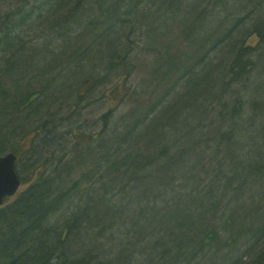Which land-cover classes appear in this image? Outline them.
I'll list each match as a JSON object with an SVG mask.
<instances>
[{
    "label": "trees",
    "instance_id": "1",
    "mask_svg": "<svg viewBox=\"0 0 264 264\" xmlns=\"http://www.w3.org/2000/svg\"><path fill=\"white\" fill-rule=\"evenodd\" d=\"M108 1L110 0H77L75 4L74 0H0V155L14 151L18 158L24 157L26 150L31 153L35 150L38 146L36 140L43 133H46L45 138L55 133V127L61 124L62 119L65 121L64 116L70 114L71 110L58 118L51 106L52 102L50 104L44 102L52 99L61 102L67 99L66 95L57 93V96L50 97L46 92L52 91V88L56 90V83H68L67 89L73 90L86 75L83 67L88 61H92L88 55L97 48H100L98 52L95 51L97 54L100 55L105 51L112 56L116 51L115 45L113 44L108 51L110 45L106 39L110 35L119 38L127 33V24L133 22L130 15L127 17L130 14L129 9L134 10L135 7L138 10L139 5L147 0H111L116 6H112L114 4H109ZM228 1L200 0L199 2L197 0L195 3L197 7L193 8L194 13L188 24L189 27L192 24L194 28H185V24L177 21L178 16L184 15L183 10H179L181 0L173 4V6L177 5L176 11H169L164 17L165 19L172 17L170 22L166 20L170 27H173L172 24L180 27L177 29V38L171 41L173 44L169 42L164 48L154 46L152 50L146 52L155 58L151 60L155 67L150 73L154 77V80H150V93H155L159 87H167L165 84L169 83L171 86L165 93L169 94L172 100L165 101L166 98H162L157 103L147 104L149 110L139 115L142 120L135 116L131 117L127 130L116 133L118 140L112 138L106 142V137L110 136L111 131L108 125L110 116L108 113L104 116L103 133L99 131L92 136L75 131L76 127L72 128V133L76 135L74 142L77 147H85L81 155L83 159L88 157V163H95L94 161L98 160L97 165L104 168L101 174L93 177V185L87 182L86 186L82 187L79 185L80 179L61 178L64 173L70 172V168L62 165L67 154L55 153L53 150L57 158H48V156L44 159L41 156L39 159H34L33 171L22 177L23 182L29 180V185L0 206V264H113L99 258L93 252L78 257L71 256L68 250L60 248V245H53L51 240L57 238L61 241V237L66 233L67 242L72 234L81 232L83 227L81 222L84 219L89 226L95 225L96 228L101 227L102 232H108L119 220L124 222L132 217L133 213L129 212L131 207L144 209H141L143 212L138 216V218L141 216V219L137 225L143 223L146 226L141 230L142 237L145 236L146 240L141 239L140 246H132L136 239L132 243L129 241L133 239L135 232H130L129 226H133V223L125 224L126 233L119 241H123L125 247L130 248L126 257L131 259L134 255L133 250L137 251V248L140 249L143 244L150 241V236L152 238L157 236L154 241L158 244H154L153 249H159L160 256H170L171 248L159 244L162 242L163 234L156 233L158 228L155 227V224L159 228L164 226L159 221L161 213L157 206L169 198L172 202L177 198L178 204L183 200L188 202L187 205H192L191 203L195 201L197 205H201L202 211L205 207L211 209L207 214L204 210L199 221L178 214L172 218L176 221H173V226L169 227V230L167 227L162 229L167 238L174 239L172 242L175 243L178 253L174 261L178 264H192L197 252L223 250L221 248L226 246L229 249V246H232L231 241L235 242L233 244L235 249L239 248L233 238L222 239L224 229L221 221H225L226 230L233 221L237 220L236 212H231L232 209L228 208L231 213L225 215V211L222 213L223 211L218 210L217 204L212 206L214 203L212 200L211 204L207 201L219 188L227 189L235 183L233 182L235 177H231L234 174L224 171V166L237 163L236 167L238 164L243 167L250 159L244 149L250 146L254 148L252 157H260L261 153L264 154V150L257 147V143L261 142L264 149V134L257 133V130L253 133L255 129L251 128L248 131L242 130L236 134V146L232 145L231 151L223 149L224 144H218L220 149L209 153L210 148L206 141H210L212 135L206 133V129H210L212 123H217V120L225 116L224 111L228 109L231 122L243 117L248 119L249 124L255 122L254 128L257 120H261L262 115L264 116V106L256 101L257 97L264 96L262 86L264 80H261L264 78V73L261 76L256 73L264 72V21L257 19L255 24L248 26L247 24L253 21V17L247 15V20L238 19V22H242L241 28L227 30L225 28L228 23L225 17L224 20H215V24L217 23L215 28L218 29L211 32L210 38L199 40V33H203L206 25L209 24L205 21V17L211 15V19H216L221 13H227ZM245 1L248 3L238 6L239 9L256 2L259 10L261 8L259 3L264 0ZM154 3L156 2L150 0L144 8L150 9ZM261 17H264V8ZM170 27L166 30L170 32L169 36L176 30ZM147 29L145 33L149 38L148 35L156 28ZM253 29L260 36V41L256 45L250 44L253 37L249 39ZM109 31L113 33L109 35ZM103 36L104 42L101 41ZM223 39L226 40L221 42ZM71 40L79 43V49L74 50L70 47ZM102 44L104 45L101 46ZM172 50H175L174 54L170 53ZM78 53L86 54L78 58ZM111 65L110 61L109 66ZM93 66H97V63H93ZM144 66L147 67L145 64ZM252 72L256 75L251 81ZM177 88L183 90L181 93L187 92L186 96L188 95L190 100H196L192 101L196 106L190 107L196 110L199 106L202 111H207L206 116L202 114L203 117L200 119H204V122L195 119L193 125L190 123L175 125L174 118L181 111L179 104L174 102V92L176 91L175 94L178 92L175 90ZM198 88H202V91L198 92ZM243 94L248 95L244 104ZM163 100L161 104L160 101ZM201 110L197 109V111ZM184 113L186 115V111ZM149 114H152V118H149ZM162 120L171 123L166 125ZM197 124H201L200 129L195 127ZM27 130L31 131L26 134ZM233 132L225 131L222 137L229 139L234 135ZM16 134L23 138L22 145L15 148L4 144L9 137L15 140ZM245 134H248L247 141L241 143L246 137ZM137 143L141 146H137ZM130 144H134L135 147L128 148ZM179 147H183V150L176 154ZM220 150H226V156L233 158L226 159L227 162L223 166L221 163L224 160L222 162L216 160ZM171 165L178 168L183 180H175L178 175L173 173ZM212 167L216 169L215 175H211ZM61 168H63L62 172L58 174ZM184 169H190L191 172L186 175L182 172ZM255 172L258 183L263 186L264 166H255ZM164 173H167L166 179H158V176ZM212 177L214 179H211ZM70 180L77 182L74 189ZM187 180H189L188 185ZM186 186L189 187L188 190H185ZM163 195L172 196L163 197ZM125 198L126 200L123 201ZM249 199L252 197L250 196ZM93 204L100 207V216L96 214L94 218L90 216L86 219L91 213ZM146 205L148 208L145 207ZM70 207L71 209L74 207L73 212L63 214L64 226L52 222V218L59 211L64 212ZM125 211L129 213L127 216H124ZM177 211L180 212V208ZM151 215L156 219V221L153 219L152 223L148 219H151ZM146 220H149V223H146ZM198 224L202 230L197 227ZM220 240L228 242V245L224 246ZM191 242L195 243V246L194 251L189 252L192 250ZM117 245L116 243L114 247H118ZM253 252L255 251L251 247L242 253L221 252L220 261L221 264H264V250L256 251L254 254ZM164 264L170 263L164 261Z\"/></svg>",
    "mask_w": 264,
    "mask_h": 264
},
{
    "label": "rangeland",
    "instance_id": "2",
    "mask_svg": "<svg viewBox=\"0 0 264 264\" xmlns=\"http://www.w3.org/2000/svg\"><path fill=\"white\" fill-rule=\"evenodd\" d=\"M147 1L149 2L150 0ZM147 1L141 3L139 5L140 9L138 10L135 7L134 10L129 9L130 14H128L127 17H129L130 15L131 20L133 22H130L131 24H127L128 27L127 33L122 34L118 38L110 35L113 33L112 31L108 32V34L110 35L108 36V39H106V42H108V45H110L108 46V51H110V49L113 47V44L115 45V49H116V51L113 53L112 56L109 52H105V51H102L100 55L97 54L96 53L98 52L97 50L100 49L97 48V50H95L96 52L94 51L95 54L93 52L92 54L88 55L89 57L87 56L88 58L92 59V61H88L90 63L88 62L85 63L83 69L86 72V75L84 76L82 81L75 86L73 90L67 89L68 83L66 84L56 83L55 84L56 90H53L52 88V91L50 90L46 92V95L50 97H53L57 93L64 96L66 95L65 97L67 99L61 102L58 100L55 101V99H52V101L46 100L44 102L45 104L46 103L50 104L52 102L51 106L54 109V111L57 113L58 118L64 115V113L67 112L68 110H71V112L66 117L64 116L65 121H63V119L61 118L62 119L61 125L59 124L61 127L59 128L58 126L57 128L59 129H55L54 131L55 133H53V135L45 138L44 135L46 133H43L41 137L38 140H36V143L38 141V146H36L35 150L32 153L26 150V152L24 153V157L22 156L18 158V171L20 172L22 177L26 176L28 172L30 173L33 171L32 164L35 163L34 159L36 158L39 159V157L41 156H43L44 159L47 158L48 156H49L48 158H52V157L57 158L56 154H54L53 151L55 149L58 150V151L55 150V153L67 154L65 160H68L73 165L70 167V172H66V174L64 173V175H62L61 177L62 179H64L65 177L67 178V180L69 178H73V176L71 175L77 171L80 172L79 178H81L85 174H90L89 176H92L91 178H93L97 174H101L104 168L101 167V165H97L96 162H98V160L94 161L95 163H90V162L88 163L87 160L88 157L83 159V156L81 155H82V150L85 149V147L84 146L77 147V145L74 142V140L76 139V135H74L72 132L67 133V135H65L64 134L65 130L70 128H71L70 130H73L72 128L76 127L77 129H75V131L85 132L88 135L94 136V134H97V132L99 131L100 133L102 132L105 126L104 116L108 113L110 115L108 125L111 131H110V136L106 137V142L110 141L112 138L114 140H118L116 137V133L125 132L127 130L126 128L129 125L128 121L131 117L133 116L137 117L143 113H146V111L144 110L145 108H147V104H150L151 101H148L149 97L145 95L144 91L151 90L150 80H154V77L152 74L150 75V73H152V69L153 67H155V65L151 63V60H153L154 57L152 55H148L146 50H152V47L154 46H156L157 48H164L166 44L169 42L173 44V42L171 41L177 38V34H178L177 29L180 28L177 26L175 27L173 24H172L173 27L169 26L168 22H170L169 20L172 17H167L166 19L164 18L165 16L168 15L169 11L170 12L173 10L176 11L177 5L173 6L176 0H153L156 3H154L153 7H151L150 9L149 7L144 8L145 6L148 5ZM198 1L200 2V0ZM75 2H77V0H74V3ZM108 2L109 4H114L112 1H108ZM196 2L197 0H183V1L181 0L180 2L179 10L180 9L183 10V14L185 15V17H183L184 15L178 16L177 21L185 24V28H194L192 24L190 25V27L188 24L190 19L192 18L194 9L197 7L196 6L197 4H195ZM245 2H246L245 0L244 1L229 0L227 3L228 4L227 13H221V16L216 17V19L215 18L211 19V15L210 17L206 16L205 21L209 24L211 23L212 24L211 25L205 24L206 27L203 30V33H199L198 39L203 41L204 39L210 38L211 32L218 29L215 28L217 26V23L215 24V20L218 21L220 19L224 20L225 17L227 18V23H228L227 27L225 28L227 30L229 28H241L242 22H238V19L239 18L246 19L248 18L247 15L249 17L250 16L253 17V21L250 24H247L248 26H250L251 24H255V21H257V19L264 21V17H261V12L262 9L264 8V1L259 3V5L261 6L259 10L257 9L256 2L253 5L252 4L248 5L246 8L242 7V9L241 8L239 9V7L241 5H244ZM85 3L89 4V2H85ZM247 3L248 2H246V4ZM90 5L91 4H89V6ZM168 8H170V10ZM209 9H211L210 6ZM162 18H164V20H162ZM166 20L168 22H166ZM145 26L147 28H156L155 31L152 32V34L148 35L149 38H147L146 33L148 29L145 28ZM169 27L176 28V30L172 32L173 35L170 36H169L170 32L168 31L166 32V30H169ZM251 32H253V34L249 37V39L251 37H253L254 39L250 42V44L256 45L257 42L260 41V36L258 35V32L257 33L255 32V29H253ZM162 36L164 37L162 38ZM104 40L105 37L103 36L101 41L104 42ZM225 40L226 39H223L221 42H224ZM196 42L197 40L194 41V43ZM103 45L104 44H102L101 46ZM174 52L175 50H172L170 53L174 54ZM84 54L86 53H78V58ZM110 61L112 62L111 66H109ZM93 63H97V66L94 67ZM144 64L147 67H145ZM261 80H264V78ZM165 85L167 87L162 86L159 87V89H156L157 92H160L159 95L160 98L156 97L157 100L162 98H166L165 101L168 99L172 100V97L169 96V94L167 95L165 93L166 89L171 85H169V83L168 84L166 83ZM129 86L131 87V89ZM262 86L264 87V84H262ZM175 90H177L178 92L176 94H175L176 91L174 92V97H175L174 102L179 104L181 109L180 114L178 113V115L174 118V120H176L174 121L176 126H179L180 124L188 125L189 123L193 125L194 121L200 120L201 117L206 116L207 111H202L199 106L196 108V110H194L193 107H190L194 105L193 102H195L196 100H190L189 99L190 97L188 98V95L186 96L187 92L181 93L183 90H181L180 88H177ZM200 91H202V88L201 89L198 88V92ZM136 93L137 95L134 97ZM243 95H244L243 96V104H244L246 102L245 100L247 99L248 95L246 94ZM80 97H82L81 103L78 104L77 102ZM47 99L50 100V98ZM256 101H258L262 106H264V96L257 97ZM163 102L164 100L160 101L161 104ZM72 103H74L75 105ZM159 106L160 105L158 104V107ZM198 108L202 112L197 111ZM184 111H186V115ZM227 112H229V109L224 111L225 116L223 115L221 119L217 120L216 121L217 123L214 124L212 123L210 129H206V133L212 135L209 138L210 141H206L208 142V146L210 148L208 150L209 153L210 151L211 152L215 151V149L219 150L220 147L218 148V144H224L225 146L222 148L228 149L227 150L228 152L231 151L232 145L236 146V134H239L240 132H242V130L248 131V129L251 128L252 130L255 129L253 133H255V131L257 130L258 131L257 133L264 134L263 115L261 120L260 119L257 120L258 122L256 123V126L254 128L255 122H253V124L252 123L249 124L248 119H245L243 117H238L237 120L231 122L229 116L230 113ZM149 115H150L149 118H152V114ZM187 117H189V120L191 118V121L187 120ZM200 121L204 122V119ZM170 123H167V121H165L166 125ZM205 124H203V126ZM200 125L201 124H197L195 127L200 129ZM192 128L190 130H192ZM214 130L218 132H215ZM225 131L226 133H228L229 131H234L233 132L234 135L231 136L229 139L223 138L222 136L223 134H225ZM245 136L246 137L241 141V143H245L247 141L246 138L248 137V134H245ZM103 137L105 136L103 135ZM42 138H44L45 141ZM103 139L105 141V138ZM182 148L179 147L178 150H176V154H178L180 151L182 152L183 150ZM253 149L254 148H252L251 146L249 148L244 149L245 153L247 154L246 156L250 159L244 163L243 167L239 166L241 164H238V167H236L235 165H237V163H232V164L229 163V165L226 166L225 165L227 162L226 159L229 158L230 160H232L233 158L226 156V150L219 151L216 160H220V162L224 160L221 163L222 166L225 165L224 171L231 172V174H234L231 177H235L236 181L234 180L233 182L235 183L232 184V186L228 187L227 189L225 187L219 188L216 193H213L212 195L209 196L210 200H208L207 202L211 204V200H212L214 202L212 206H214V204H217L219 206L218 210L220 212L223 211L222 213H224L225 211L226 212L225 215H229L231 212H236L235 217L237 218V220H235V222L233 221V223H231L229 225V228H227L226 230L224 223L225 221H221L222 229H224L222 233V237L224 239L227 238V240L231 238H233V240H236L239 246L238 248L239 253L240 252L242 253L248 250L249 247H251L252 250L255 251L253 252L254 254L256 253V251L264 250V185L262 186V184L258 183L257 176L255 174L256 173L255 166H259V165L264 166V156H263L264 154L261 153L260 157L257 156L252 157L254 153L252 152ZM75 156L77 157L75 158ZM79 157H81L82 159H79ZM62 169L63 168L59 170L58 174L62 172ZM212 170L213 172H211V175H215L216 169L214 170V168L212 167L211 171ZM182 172L187 175V173H190L191 170L184 169ZM219 173L221 174L222 172L220 171ZM166 174L167 173H164L161 176H158L159 177L158 179L165 180ZM211 179L214 178L212 177ZM211 179L209 178V180ZM80 181L81 182L79 185L82 187H85L86 186L85 182H88L83 178L80 179ZM216 181H218V179ZM188 184H189V180H187V185ZM28 185H29V180H26V182H23L21 190H23ZM166 196L171 197L172 195H166ZM166 196L163 195V197ZM250 196L252 197V199H249ZM126 198L123 199V201L126 200ZM128 200L130 201V197L128 198ZM172 203L173 202L169 198V200L160 202L159 204L160 206H157L159 213H161L159 217V221L160 223L162 222V224H164L163 228L167 227V230H169V227L173 226V221H176L175 219L174 220L172 219L174 217L175 211L177 212V214L181 215V217H184L183 215H185L187 216L188 219L194 218L195 221H199L200 216H203L202 214L204 210L206 214L211 210L209 207H205L204 210L202 211L201 205H197L195 201L192 203L190 202L192 205H187L188 202H185L184 205H179L178 202H175L174 205L171 206ZM92 206L93 207L91 208L90 211L91 213L88 217H86V219H89L90 216L91 218H94V215L96 216V214L99 215L100 207L94 204ZM145 207L148 208L147 205ZM73 208L74 207H72V209L71 207L66 208L64 212L59 211V213L52 218V222L57 223L59 226L62 225L64 226L63 214L65 212L66 214H71V212H73ZM131 208L132 209H129V212L133 213L132 217L124 222L119 220V222H116L115 227L108 232L107 231L102 232L101 231L102 228L101 227L96 228L95 225L89 226V223L87 224V222L84 219L81 222L83 224L81 232L79 231L80 229L78 230L79 233L73 232L74 233L72 234L73 236L69 237L68 241L66 242L65 241L66 233L63 235V231H61L63 235L61 237L62 238L61 241H63L62 244H59L61 243V241H59V239L57 238H56L57 240L56 239L51 240L52 244L60 245L61 246L60 248L68 250L71 256L75 255L78 257L81 256V254L84 253L88 254V252H93V254H97L99 258H103L105 259V261L113 262V264H164V261H167L170 264H178L177 261H174L175 256L178 254L176 252L177 247L175 246V243L172 242L174 239L167 238L166 233H164V230L162 231L163 228L162 227L159 228L157 224H155L156 226L154 225L156 228H158L156 233L162 232L163 234L161 237L162 242L159 241L158 242L159 244L161 243L162 246L167 245L166 247H169V249L171 248L172 254H170V256L167 255L168 257L160 256L159 249L157 250L153 249L154 247L153 245L158 244L156 243V241H154L155 240L154 238L157 236L153 238L152 236H150L151 239V240L149 239L150 241L143 244V246H141L140 249L137 248L136 249L137 251L133 250L134 255L131 259L126 257V254L128 253L130 248L127 246L125 247L123 241H119L122 240L120 238L124 235V233H126V231H124L125 224L133 223V226H129L130 228L129 231L132 233L135 232L133 239L129 241L132 243L133 240L136 239V241L132 243L133 244L132 246L134 245L140 246L141 239L146 240L145 236L142 237L143 233L141 232V230L145 229L146 226L143 223L137 225L139 223V220L141 219V216L139 218L138 216L142 214L144 209L143 208L136 209L135 207H131ZM178 208H180V212L177 211ZM228 208L232 209L231 212L230 210H228ZM141 209L143 210L141 211ZM191 211L193 214L191 213ZM125 213L127 214L125 215ZM125 213L124 216H127L129 214L126 211ZM153 221H156V219H154ZM165 221H168V224H165ZM197 227H200V225L198 224ZM200 228L202 230V227ZM136 232L138 233L137 235ZM116 243L118 244L117 245L118 247H114ZM190 246L188 245V247L192 248V250H189V252L194 251L193 249L195 243L191 242ZM221 249L223 250L211 249V251H207V252L205 251L197 252L192 259L193 261L192 264H221L222 262L220 261L222 255L221 252L223 253L227 252L226 251L227 248L222 247ZM214 251H216V253Z\"/></svg>",
    "mask_w": 264,
    "mask_h": 264
},
{
    "label": "bare ground",
    "instance_id": "3",
    "mask_svg": "<svg viewBox=\"0 0 264 264\" xmlns=\"http://www.w3.org/2000/svg\"><path fill=\"white\" fill-rule=\"evenodd\" d=\"M111 1V0H110ZM177 1V0H176ZM112 6H116V5H112ZM69 45H70V47L71 48H74V50L76 49H79V47H80V45H79V43L77 42V41H73V40H71L70 42H69ZM186 46H187V44H186ZM184 47H185V45H184ZM113 58V57H112ZM253 61H254V59H253ZM255 61H257L256 59H255ZM257 74H259L260 76L261 75H263V73L264 72H259V71H257L256 72ZM255 75L256 74H254V72H252V75H251V78H250V80L252 79V80H254V77H255ZM99 77H101V76H99ZM249 80V81H250ZM251 80V81H252ZM130 87V86H129ZM143 88V87H142ZM146 88V87H145ZM130 89H131V87H130ZM129 89V90H130ZM144 91V90H143ZM145 92V95H147L148 97H149V99H148V101H151V103L150 104H152V103H157V99H156V97H159V95H160V92H157V90H156V93H150V90L149 91H144ZM137 95V93L134 95V97ZM160 98V97H159ZM77 103H81V100H80V98H79V100H78V102ZM76 103V104H77ZM72 104H74V103H72ZM75 105V104H74ZM149 110V108H145V110L144 111H148ZM54 111V110H53ZM136 113H137V111H136ZM135 113V114H136ZM142 117L141 116H137V119H140V120H142L141 119ZM165 121H167V120H162V122H163V124H165ZM61 125V124H60ZM59 125V128L61 127ZM59 128H56L55 127V129H59ZM71 129V128H70ZM70 129H67V130H65V132H64V134L65 135H67V133H70V132H73V130H70ZM31 130H27V132H26V134L27 133H29ZM114 131V130H113ZM15 140L13 139V138H11V137H9V139L8 140H6L5 142H4V144L5 145H8V146H12V147H15V148H18V146L19 145H22V137L20 136V135H18V134H16L15 135ZM138 145L137 146H141L140 144H142L141 142H140V144L139 143H137ZM131 146H134V144H130V145H128V148H132ZM135 147V146H134ZM257 147L258 148H260V149H262V150H264L263 149V144L261 143V142H258L257 143ZM56 150V149H55ZM56 151H58V150H56ZM10 152H13L14 154H16L14 151H8L7 153H10ZM69 153H70V151H69ZM17 155V154H16ZM78 161V160H77ZM77 164V163H76ZM62 165L65 167V168H70L71 166H73L68 160H64L63 161V163H62ZM171 168H172V170H173V173L175 174V175H178L177 177L178 178H175V177H173V178H175V180H183V177L179 174V172H178V168L176 167V166H173V165H171ZM79 175H80V172L79 171H77V172H75L74 174H72L71 176H73V179L74 180H77V179H84V180H86V181H88V184H90V185H93V182H94V180H93V178H91L92 176H88V175H85V176H82L81 178H79ZM74 180H70L72 183H73V189L75 188V186H76V184H77V182H75ZM259 182H261V181H259ZM85 184H87V182H85ZM189 189V187L188 186H186V188H185V190H188ZM176 196V195H175ZM166 201V200H165ZM177 201V198H175V201H173V203L171 204V206H173L174 205V203ZM184 203H185V201H181L180 202V204L179 205H184ZM166 204H168V203H166ZM165 204V205H166ZM4 205V204H3ZM164 205V206H165ZM165 208H167V207H165ZM174 216H178V214H177V212L175 211V213H174ZM151 217V219L150 218H148L149 220H150V223H152L151 221L154 219V217L151 215L150 216ZM149 220H146V223H149L148 221ZM174 220V219H173ZM112 224V223H111ZM165 224H168V221H165ZM185 239V238H184ZM222 239H224L223 237H222ZM221 242H223V244H224V246H226V245H228V242H224V241H222V240H220ZM231 243H232V246H229L230 248L228 249L227 247L228 246H226L225 248H227V251H231V252H233V253H237L239 250L238 249H235L234 247H233V244L235 243V242H233V241H231ZM236 244H237V242H236ZM237 246H238V244H237Z\"/></svg>",
    "mask_w": 264,
    "mask_h": 264
},
{
    "label": "water",
    "instance_id": "4",
    "mask_svg": "<svg viewBox=\"0 0 264 264\" xmlns=\"http://www.w3.org/2000/svg\"><path fill=\"white\" fill-rule=\"evenodd\" d=\"M16 159L17 155L13 152L0 156V206L7 197L17 193L22 183Z\"/></svg>",
    "mask_w": 264,
    "mask_h": 264
}]
</instances>
